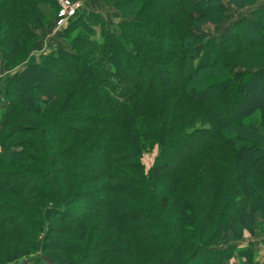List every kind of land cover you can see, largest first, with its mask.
Segmentation results:
<instances>
[{
    "label": "trees",
    "instance_id": "trees-1",
    "mask_svg": "<svg viewBox=\"0 0 264 264\" xmlns=\"http://www.w3.org/2000/svg\"><path fill=\"white\" fill-rule=\"evenodd\" d=\"M106 1L115 25L82 8L29 56L58 0H0L3 60L29 56L0 88V264H225L264 223V135L234 121L264 111V64L233 73L263 54L264 5L220 38L188 26L224 22L221 0Z\"/></svg>",
    "mask_w": 264,
    "mask_h": 264
},
{
    "label": "rangeland",
    "instance_id": "rangeland-1",
    "mask_svg": "<svg viewBox=\"0 0 264 264\" xmlns=\"http://www.w3.org/2000/svg\"><path fill=\"white\" fill-rule=\"evenodd\" d=\"M72 2H79L82 4V8H88L89 5L96 7L98 10L101 9L104 14L107 16L109 21L117 23L120 19V14L122 13V6L117 7L114 6L112 3H108L106 0H71ZM232 2L234 0H231ZM117 3V2H116ZM219 3V0L215 1V4ZM59 4V0H58ZM249 4V3H248ZM250 3L249 5H251ZM60 7V6H59ZM93 10V9H92ZM217 13H220V10H217ZM240 12L232 11L230 13L225 12V19L222 23H212L209 22L208 18L205 16L204 13L200 14L196 11H192L190 13V16L199 18L194 19V22L188 26V30L195 35L207 33L210 35L216 34L219 35L220 38L226 37L229 35V33L226 32V28L224 27L222 29V26L229 22H234L233 19L235 18V15H238ZM58 14H59V8L56 12H54L52 15H50V24L46 25L45 27H37L33 26V30L38 34L39 39L35 43V47L31 50L30 55H39L41 53L48 52L51 49H57L59 46L67 45L68 38H65L63 36L64 26H60L58 24ZM217 14V15H218ZM220 16V15H218ZM224 25V26H226ZM258 50V49H257ZM263 52L261 56H258L255 51L249 52V54L244 58H238L237 61H241V66L234 67L233 73L237 72H244V65H256L264 64V49L259 48V51ZM2 48L0 47V88H2L6 82L7 78H10L17 72L18 70L22 69L29 61V56L21 60L19 63H16L12 65V67L7 66L5 60H3L1 56ZM30 94L26 93L25 95V101L28 102L30 99ZM228 111V109L225 111ZM207 113V112H206ZM223 117V116H222ZM30 119H33V116H29ZM233 118V116L231 117ZM34 120V119H33ZM234 121H236L237 124H245L247 126L255 127L259 132H261L264 135V111H258L254 115L250 117H235ZM0 130H2V126L0 125ZM159 153L158 146H154V148L148 150L143 155V163L146 167V171H149L151 166L154 164L156 157ZM228 167L230 168V171L232 172L233 178H236V173L239 171L240 166L239 164H231L228 163ZM233 244L235 248L237 249V252L233 258L225 262V264H241L243 262V258L241 254L245 252V250H253V256L256 260V262L264 264V223H255L253 225V229H245L243 238L240 240H233L229 239L224 244H221L222 247H225V245Z\"/></svg>",
    "mask_w": 264,
    "mask_h": 264
},
{
    "label": "built area",
    "instance_id": "built-area-1",
    "mask_svg": "<svg viewBox=\"0 0 264 264\" xmlns=\"http://www.w3.org/2000/svg\"><path fill=\"white\" fill-rule=\"evenodd\" d=\"M59 6L58 24L61 27H66L69 21L82 9V4L71 0H59Z\"/></svg>",
    "mask_w": 264,
    "mask_h": 264
},
{
    "label": "crops",
    "instance_id": "crops-1",
    "mask_svg": "<svg viewBox=\"0 0 264 264\" xmlns=\"http://www.w3.org/2000/svg\"><path fill=\"white\" fill-rule=\"evenodd\" d=\"M224 5L228 8L227 13H230L232 11H237L240 12L238 15H235V18L233 19V21H236L237 19L241 18L242 16H244L245 14H248L251 9L256 8L258 6L264 5V0H256L253 4L249 5L248 3H245L243 6L238 7L234 2H232L231 0H221ZM89 9H93V10H98L96 7L89 5L88 7ZM101 10V9H99ZM232 23V22H230ZM227 25H229V22L227 23ZM216 35V34H213Z\"/></svg>",
    "mask_w": 264,
    "mask_h": 264
},
{
    "label": "water",
    "instance_id": "water-1",
    "mask_svg": "<svg viewBox=\"0 0 264 264\" xmlns=\"http://www.w3.org/2000/svg\"><path fill=\"white\" fill-rule=\"evenodd\" d=\"M37 250H38L39 252L41 251V244H40V243H38V245H37ZM42 259H43L45 262H47L48 264H55L54 261H53L50 257H48V256H46V255H43V256H42ZM27 263H28V260H25V261L21 262L20 264H27Z\"/></svg>",
    "mask_w": 264,
    "mask_h": 264
}]
</instances>
